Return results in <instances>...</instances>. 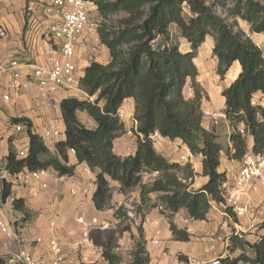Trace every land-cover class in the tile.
<instances>
[{"label": "trees", "instance_id": "16d2710c", "mask_svg": "<svg viewBox=\"0 0 264 264\" xmlns=\"http://www.w3.org/2000/svg\"><path fill=\"white\" fill-rule=\"evenodd\" d=\"M95 4L99 40L109 50L110 63L91 62L85 69L80 85L85 99L61 100L66 138L56 144L55 152L33 131L29 119H12V123L25 126L29 146L24 158H19L11 146L6 169L12 175L53 169L60 177H71L76 166L70 165L69 153L74 151L78 163L96 175L93 204L97 211L111 208L110 181L119 183L124 194L139 188L141 205L152 209L162 206L171 220L173 239L189 242V233L172 219L185 210L191 220L206 221L214 204L225 206L227 175L219 172L222 153L235 161L249 151L264 154V106L253 103L257 93L264 95V51L239 24L241 20L251 33H264V4L258 0H96ZM120 14L125 16L114 22L112 18ZM207 37L214 40L212 53L221 80L235 63L241 67L237 79L222 92L225 116L232 129V147L227 149L214 131L203 126L202 101L206 95L197 81L195 59ZM182 40L189 45L187 51L181 49ZM189 86L192 96L186 94ZM129 99L135 102L137 150L122 158L114 146L125 133L120 112ZM79 113H86L95 127L84 125ZM156 133L172 141L181 140L193 156H202L203 176L208 178L202 188H192L196 174L190 163H171L155 149L152 136ZM146 174L156 177L144 183ZM152 194L158 198L156 205L150 206ZM2 197H12L10 183L4 182ZM13 207L28 213L22 199L14 200ZM122 210L116 211L119 219ZM231 210L225 209L232 214ZM91 239L103 248L109 264H121L111 242L101 243L93 234ZM229 240L228 249L237 256L225 257L220 264H264V236L255 243L235 234ZM6 263L0 259V264ZM132 264H150L143 245L136 246Z\"/></svg>", "mask_w": 264, "mask_h": 264}, {"label": "crops", "instance_id": "0c3cea01", "mask_svg": "<svg viewBox=\"0 0 264 264\" xmlns=\"http://www.w3.org/2000/svg\"><path fill=\"white\" fill-rule=\"evenodd\" d=\"M89 1V16L93 12L99 18L96 0ZM60 22V9L54 5V0H0V28L7 32L6 38L0 37V64L6 66L12 61L24 65L45 64L50 51L49 29L52 25ZM92 23L97 25L99 20L97 24L94 21ZM247 29L246 33L264 51V33H251L250 28ZM213 48L214 40L207 37L197 58L206 55V51L212 56L213 68L210 72L212 78L208 79L210 73H205V65L195 63L199 70L197 81L209 97L210 107L225 113L226 105L222 92L237 79L241 67L239 63H235L226 78L221 80L216 73L217 59L213 56ZM110 61L109 50L101 44L99 36L93 35L89 30H84L74 58L78 74L82 77L91 62L106 65ZM24 71L27 73L29 70ZM6 95H10L9 102L4 99ZM35 95L36 90L33 88L27 91L13 89L10 85V77L0 72V167L2 168L6 169L11 146H14L17 151L27 150L29 146L26 132L12 134V119H29L32 122L33 131L41 137L50 126L58 129L60 135L50 142H45L49 149L55 152L56 144L66 138L65 125L59 108L61 100L69 97L86 98L82 92L67 94L60 91L57 95L49 98L45 109L37 110L33 102ZM206 102L204 98L202 108L206 106ZM254 102L264 106V95L257 93L254 96ZM121 112L125 133L115 141L114 151L118 156L124 158L134 155L137 150L134 100H127ZM78 117L87 127H95V123L86 113H79ZM203 126L208 131H214L219 142L223 135L227 136L226 144L220 143L226 149L232 147L230 143L231 127L226 117L219 120L206 119ZM10 140H13V143ZM152 140L155 149L169 162L192 165L196 174L192 186L194 190L202 188L207 183L208 178L203 176L202 156H193L181 140L172 141L163 138L158 133L152 136ZM69 161L70 165L76 166L75 174L71 177H60L53 169L48 170L45 178L48 188L41 190L37 197L32 196V192L39 187L37 182L31 188H27L17 181L12 185V197L6 200L2 197V185H0V222L6 224L11 235L9 237L0 229V259L7 261L6 264H23L16 260V255L20 250L31 253L37 260L53 264L49 247V239L52 236H57L61 240L62 250L67 258L63 264H88L90 261H95L97 264H109L103 257V248L97 245L94 239H91V244L83 243V231L87 225L91 224L92 219H96L98 224L93 228L92 234H99V239H96L103 243L105 241L103 234L106 229L120 221L115 215L116 211L119 208H123V211L129 210L132 203L138 207L141 205L140 189L136 188L124 194L119 190V183L110 181L111 208L103 212L97 211L93 204L96 175L90 169L85 171L86 166L78 163L74 152L69 153ZM239 168L238 161L230 160L225 152L222 153L219 172L227 175L225 189L228 196L232 194L231 188ZM25 173L27 171H24L20 177H23ZM155 177V175L146 174L144 183L152 182ZM254 185L257 187V192H247L241 199L243 204L250 206V212L237 220L232 214L226 213L225 206L216 204L213 205L206 221L191 220L185 210L176 214L172 222L179 229L189 233V242L175 241L170 230L171 220L166 214L158 207L147 208L140 221L144 230L143 239L150 257V264H190L196 260L211 259L218 254H223L224 258L236 257L237 254H232L229 249L225 250L223 246H218L215 253L208 252L207 241L217 234L230 238L236 232H243L245 240L250 243H255L263 237L264 182L255 181ZM72 189L77 190V195L71 193ZM157 198V194L150 195L148 205H156ZM20 199L25 202L27 215L15 211L13 207V201ZM79 218H84L85 224H80ZM138 220L137 218L135 221L138 222ZM52 223L54 226H51ZM251 223H256L255 230H249ZM104 225L107 226L106 229L101 228ZM157 231L160 232V242L159 245H154L152 240ZM14 234L18 235L21 241H16L12 236ZM132 236L134 239L138 237L134 228ZM37 238H43L44 241L37 244L35 242Z\"/></svg>", "mask_w": 264, "mask_h": 264}, {"label": "built area", "instance_id": "2783aa9c", "mask_svg": "<svg viewBox=\"0 0 264 264\" xmlns=\"http://www.w3.org/2000/svg\"><path fill=\"white\" fill-rule=\"evenodd\" d=\"M5 1V0H4ZM54 5L60 9L61 22L54 24L49 29L48 43L50 46L49 55L45 64H29L24 65L17 61H12L6 66L0 64V72L7 74L10 77V85L13 89L27 91L31 88L36 90V95L33 99L37 110H43L48 105L50 97L57 95L60 91L67 94L73 92H81V76L78 74L77 68L74 64L76 49L79 44L81 34L84 30H89L93 35L97 36V25L92 23L89 16V0H54ZM7 32L0 28V37L6 38ZM24 70H29L25 73ZM192 93V88H189ZM4 99L9 102L10 95H6ZM256 104L255 102H253ZM203 109V108H202ZM204 119L210 118L219 120L224 118L225 113L203 110ZM122 116V112H120ZM25 126L22 124H12V134L25 133ZM60 135V131L50 126L45 130L42 138L45 142L52 141L55 137ZM13 143V142H12ZM74 152V151H71ZM27 150L22 149L18 151V157L24 158ZM240 168L232 186V194L228 196L225 189L226 203L225 208H231V212L235 220L246 216L250 212V206L243 204L241 199L247 192H257V187L254 185L255 181L264 182V154H254L249 151L242 160L238 161ZM89 169L86 167L85 171ZM48 171L30 172L27 171L23 177L19 175H12L7 169L0 167V185L4 182L14 185L20 181L24 187L31 188L35 182L39 187L32 192L33 197H37L41 190L48 188L46 175ZM71 193L77 195V190L72 189ZM158 209L163 211V207ZM130 217L136 218L137 215L128 212ZM80 224H85L84 218H79ZM98 224L96 219H92L90 225H87L83 231V243L91 244V234L93 228ZM51 226H54L52 223ZM256 223H251L249 230H255ZM106 229L107 226L101 227ZM1 231L11 237L7 230L6 224L0 222ZM238 238L245 240L243 232L234 233ZM16 241H21V238L14 234L12 235ZM160 232L157 231L152 243L159 245ZM44 241L43 238H37L35 242L40 244ZM208 252L215 253L218 246H223L226 250L230 246L229 238L223 235H215L207 241ZM50 252L53 257V264H63L67 261L66 255L62 250L61 240L57 236H52L49 239ZM223 254H218L215 257L202 261H192L190 264H220L223 259ZM16 260L23 264H47L42 260H37L31 253L25 250H20L16 255ZM88 264H97L95 261H90Z\"/></svg>", "mask_w": 264, "mask_h": 264}, {"label": "rangeland", "instance_id": "374dc122", "mask_svg": "<svg viewBox=\"0 0 264 264\" xmlns=\"http://www.w3.org/2000/svg\"><path fill=\"white\" fill-rule=\"evenodd\" d=\"M258 1L261 4H264V0H258ZM219 13L222 14L221 11H219ZM90 16H91L92 21H94L95 24H97V21L99 20V18H97L93 12H91ZM124 16H125L124 14L116 15L112 18V20L114 22H116V21L122 19ZM185 16L187 18L189 17V15L187 13L185 14ZM239 24H240V27L244 31L248 30L247 29L248 26L246 23L239 20ZM172 32L173 33L176 32L175 27L172 28ZM181 43H182L181 49L183 51H187L189 49V45L187 43H185V41H183V40L181 41ZM202 57L197 58V60H195V63H197V64L202 63L203 65H205V70H206L205 73H210L212 68H213L212 56L206 51V55H204ZM199 66H201V65H199ZM210 78H212L211 73H210V75H208V79H210ZM189 88H191V87L190 86L187 87L186 94L188 96H192L193 92L191 93ZM205 100L207 101L205 105L208 107H206V106L203 107V110L215 111V112H219V113L222 112L218 109L210 107V105L208 104L210 102V99L207 95H206ZM206 119H210V118H206ZM206 119H204V120H206ZM11 123H12V120H11ZM12 124H14V123H12ZM230 127H231V125H230ZM231 132H232V129H231ZM220 142L223 145L226 144L227 136L223 135L220 138ZM147 208H148V206L140 205L138 207V206H136L135 203H132L131 209H129V210L126 209L125 211L122 210V218L120 219L119 223L114 225V226H112V225L109 226L103 234V239L105 240L104 242H111V245L114 248V252L116 254H118L121 258V264H132L133 252L136 250V246L138 244H141L145 247V242L143 239V231L144 230H143L140 218L144 217V214H145ZM129 211L132 212L133 214L137 215L136 218L130 217L128 215ZM137 218L139 219L138 222L135 221ZM133 228L136 230V233L138 235V237L136 239H134V237L132 236V229ZM93 235L95 238L99 239V234L94 233ZM145 249H146V247H145Z\"/></svg>", "mask_w": 264, "mask_h": 264}]
</instances>
